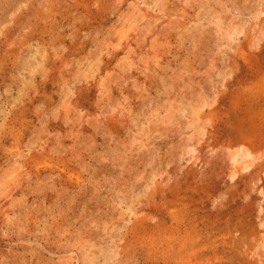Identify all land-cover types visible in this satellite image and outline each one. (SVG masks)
I'll list each match as a JSON object with an SVG mask.
<instances>
[{"label":"rangeland","instance_id":"obj_1","mask_svg":"<svg viewBox=\"0 0 264 264\" xmlns=\"http://www.w3.org/2000/svg\"><path fill=\"white\" fill-rule=\"evenodd\" d=\"M0 264H264V0H0Z\"/></svg>","mask_w":264,"mask_h":264}]
</instances>
